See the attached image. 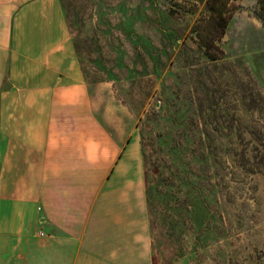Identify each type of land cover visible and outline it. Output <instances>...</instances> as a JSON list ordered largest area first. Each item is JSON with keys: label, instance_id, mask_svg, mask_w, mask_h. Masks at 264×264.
<instances>
[{"label": "rangeland", "instance_id": "1", "mask_svg": "<svg viewBox=\"0 0 264 264\" xmlns=\"http://www.w3.org/2000/svg\"><path fill=\"white\" fill-rule=\"evenodd\" d=\"M60 4L98 122L143 141L155 264H264V168L242 165L264 141L259 0H229L215 58L206 0Z\"/></svg>", "mask_w": 264, "mask_h": 264}, {"label": "crops", "instance_id": "2", "mask_svg": "<svg viewBox=\"0 0 264 264\" xmlns=\"http://www.w3.org/2000/svg\"><path fill=\"white\" fill-rule=\"evenodd\" d=\"M84 84L60 0H0V264H155L138 136Z\"/></svg>", "mask_w": 264, "mask_h": 264}, {"label": "trees", "instance_id": "3", "mask_svg": "<svg viewBox=\"0 0 264 264\" xmlns=\"http://www.w3.org/2000/svg\"><path fill=\"white\" fill-rule=\"evenodd\" d=\"M206 4L209 10V15L203 27L197 31L198 44L204 47V50L207 55L212 58L217 57L221 52L219 47H217V41L220 40L221 36L224 33V29L231 17V11L229 8V0H206ZM259 14L258 17L262 22H264V0H259ZM140 138L142 139L141 133ZM260 146H255L252 152V155L249 157L246 156L245 151H243L242 156L246 163L242 165L249 172H255L254 170L259 168H264V141L261 140ZM262 146V148H261ZM144 144L140 140V149L141 156L143 161V166L146 165L145 153L143 151ZM246 165L248 167H246ZM166 169L169 167L165 166ZM145 178V190L146 196L149 195V185L147 184V172L144 170ZM167 188L171 186L169 183H166ZM149 204V201H148Z\"/></svg>", "mask_w": 264, "mask_h": 264}, {"label": "water", "instance_id": "4", "mask_svg": "<svg viewBox=\"0 0 264 264\" xmlns=\"http://www.w3.org/2000/svg\"><path fill=\"white\" fill-rule=\"evenodd\" d=\"M157 104H158V102H157ZM157 104H156V105H157Z\"/></svg>", "mask_w": 264, "mask_h": 264}]
</instances>
